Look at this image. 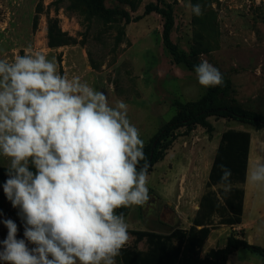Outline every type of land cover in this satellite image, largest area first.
<instances>
[{
  "label": "rangeland",
  "instance_id": "obj_1",
  "mask_svg": "<svg viewBox=\"0 0 264 264\" xmlns=\"http://www.w3.org/2000/svg\"><path fill=\"white\" fill-rule=\"evenodd\" d=\"M89 1L0 0V59L23 55L26 47L55 58L62 74L79 76L104 91L112 104L124 101L145 147L180 104L196 107L208 92L198 84L194 69L177 62L165 46L166 19L157 12L146 14L149 4H159L173 11L171 40L178 52L193 63L206 59L230 84V94L221 98L264 115V0H105V10L113 14L93 10ZM197 3L201 16L188 7ZM50 24L68 33L66 45L49 46ZM209 121L210 129L177 132L165 158L148 174L147 202L118 210L130 236L124 247L148 250L146 240L138 241L133 231L170 234L191 226L226 130L249 131L251 162L264 159V129L218 117ZM0 166L7 167L8 160L0 157ZM245 189L244 223L213 231L204 256L225 248L232 235L264 247V189L249 184ZM18 211L0 186V241L8 231L4 219L16 222L17 238H23ZM116 264H123L120 255ZM228 264H264V258L239 249Z\"/></svg>",
  "mask_w": 264,
  "mask_h": 264
},
{
  "label": "clouds",
  "instance_id": "obj_2",
  "mask_svg": "<svg viewBox=\"0 0 264 264\" xmlns=\"http://www.w3.org/2000/svg\"><path fill=\"white\" fill-rule=\"evenodd\" d=\"M188 7L203 14L199 3ZM198 84H223L206 59L194 66ZM0 157L8 160L3 192L23 224L4 219L3 264H116L128 243L121 208L149 200L144 141L124 101L62 74L55 58L31 47L0 59ZM215 186L231 191L221 164ZM246 183L264 189V159L248 165Z\"/></svg>",
  "mask_w": 264,
  "mask_h": 264
},
{
  "label": "trees",
  "instance_id": "obj_3",
  "mask_svg": "<svg viewBox=\"0 0 264 264\" xmlns=\"http://www.w3.org/2000/svg\"><path fill=\"white\" fill-rule=\"evenodd\" d=\"M105 0H90V7L95 11H105L113 14L115 11L105 10ZM157 12L165 19L164 44L170 50L177 62L186 63L191 69L198 63H193L184 54L178 52L171 40L174 28V15L170 8L151 3L146 7V14ZM71 38L56 24H50L48 29V44L51 48L66 45ZM231 86L223 78V84L208 88L205 97L196 107L180 104L178 113L166 123L144 147L146 160L140 162V167L147 165L150 174L155 165L163 160L167 150L177 139L181 129L193 130L197 126L211 128V117L234 120L250 125L257 130L264 129V115L247 110L237 104L225 102L223 97L230 94ZM252 135L249 131L229 129L221 137L199 208L188 229L176 228L170 234L152 231H133L138 241L146 240L148 250L142 251L136 247H124L120 252L123 264H228L231 254L239 249L249 250L264 258V247L251 244L245 239L232 235L225 248L216 251L214 256L203 255L204 248L213 231L222 226L237 227L244 223L245 183L249 165ZM231 169V191L224 193L215 187L221 177L220 165ZM6 167L0 166V186L7 179Z\"/></svg>",
  "mask_w": 264,
  "mask_h": 264
},
{
  "label": "crops",
  "instance_id": "obj_4",
  "mask_svg": "<svg viewBox=\"0 0 264 264\" xmlns=\"http://www.w3.org/2000/svg\"><path fill=\"white\" fill-rule=\"evenodd\" d=\"M252 147V146H251ZM251 162V149H250V156H249V163ZM246 184L247 183H245V186H246ZM245 186H244V188H245ZM246 189H245V205H246V198H247V196H246ZM209 241V240H208ZM207 244V243H206ZM206 246V245H205Z\"/></svg>",
  "mask_w": 264,
  "mask_h": 264
}]
</instances>
